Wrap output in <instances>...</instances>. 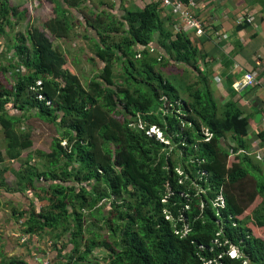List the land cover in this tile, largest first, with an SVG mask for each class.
<instances>
[{
	"label": "trees",
	"instance_id": "16d2710c",
	"mask_svg": "<svg viewBox=\"0 0 264 264\" xmlns=\"http://www.w3.org/2000/svg\"><path fill=\"white\" fill-rule=\"evenodd\" d=\"M48 1L53 18L18 34L0 67L7 156L17 160L32 146L22 119L36 117L57 132L49 152L34 151L17 170L9 169L17 188L0 177V196L31 192L39 203L30 200L21 208L7 202L19 233L30 240L19 236L22 248L34 246L49 264H264V240L252 234L264 233V154L232 157L228 135L234 152L250 150V116L232 99L221 103L214 97L213 58L201 51L199 39L176 32L179 22L164 13L161 1L125 5L121 18L92 9L91 0ZM201 1L194 0L196 18ZM253 2L264 15V0ZM25 15L0 0V34ZM78 26L93 31L82 38L92 48L81 50L95 48L103 65L87 86L48 39L69 42ZM246 27L244 21L236 32ZM175 64L185 73L194 69L196 82L162 70ZM7 104L20 114H8ZM153 127L162 139L151 133ZM203 128L212 138H205ZM256 137L264 150V131ZM4 161L0 151V168ZM0 264L41 263L3 253Z\"/></svg>",
	"mask_w": 264,
	"mask_h": 264
},
{
	"label": "crops",
	"instance_id": "0c3cea01",
	"mask_svg": "<svg viewBox=\"0 0 264 264\" xmlns=\"http://www.w3.org/2000/svg\"><path fill=\"white\" fill-rule=\"evenodd\" d=\"M8 1L11 3L10 1L15 2L16 0H7V2ZM17 1L19 3H16L15 6L10 5V7H15L18 11L24 10L26 12V18L24 21H20L17 26L13 24L16 22V19H14L12 26L10 24V26L5 27L4 33L2 35L0 34V67L6 65V57L7 59L11 57L13 53L11 49H13L12 47L15 44L16 36L18 34H24L26 28L29 27V23L27 22H31L32 20H30L29 14L32 13L34 17L36 15L38 19L39 15H41L40 13L44 11V8L46 9L44 3L48 2L51 4L48 0ZM31 1L34 4V9L30 7L32 4H30ZM117 1L118 0H116V2ZM206 4L208 9L203 10V7ZM102 6H105V4H102ZM245 7L249 8L247 12L248 15L246 14V16L253 17L254 21H252L253 24H248V27H246L245 30L237 33L236 21L244 15L243 10ZM198 9L200 10L199 16L206 20L207 32L205 36L196 39H199L200 41V45L198 46L201 51L204 50L205 54L213 58L211 81L213 80L216 83V90L221 99L220 102L226 103L232 99L241 106L245 115L250 116L248 135L246 137V142L250 145L249 152L243 148H239L234 152L232 149L235 147V143L231 135H228L225 142L230 146L232 157L241 156L243 154L253 156L252 153L255 155L257 147H259L257 146L259 145V141L256 135L258 132L264 131V15L261 14V7L258 4H255L253 0H203L199 4ZM109 14L113 13L109 11ZM46 20H48V18L40 21L39 29L41 28L42 22ZM86 33H89V31L86 30ZM83 37H85V35H83ZM251 37L254 38L250 40ZM192 38L194 37H191V39ZM94 40L96 41L97 38H94ZM53 41H55H51L53 50L58 54H63L61 52L60 44L56 45L54 43H65V41H59L57 39H54ZM83 42L87 44L91 43V41L86 40ZM241 43H245V45L242 49H238V44ZM71 71L75 73V71ZM247 72L258 73V83H256V86L254 87H248L244 90L236 91L234 84L242 80L243 75ZM9 74L10 73H4L6 77H8ZM256 107H259L258 111H255ZM5 109L9 111V114H20L12 108V104H7ZM259 111H261V119L259 123H255L254 117L256 112ZM27 121H29V118L22 119V124L27 123ZM21 126L24 127V125ZM232 157L230 158V162L233 159ZM15 194L3 192V198H5L6 202L15 203L13 200L18 202L20 199L18 196H13ZM12 196L15 198H10ZM14 224V219L10 217L9 222L6 221L4 225H1L5 227V231L1 232L0 230V255L4 253L8 257L14 256L22 259L25 258L26 261H29L30 263L31 258L35 257L37 258V263H40L39 260L45 256L39 255L40 253L36 250H32L31 247L30 250H27L26 247L22 248V245L24 244H20L19 239L17 238L20 235L18 232L15 233L16 230Z\"/></svg>",
	"mask_w": 264,
	"mask_h": 264
},
{
	"label": "rangeland",
	"instance_id": "374dc122",
	"mask_svg": "<svg viewBox=\"0 0 264 264\" xmlns=\"http://www.w3.org/2000/svg\"><path fill=\"white\" fill-rule=\"evenodd\" d=\"M137 1V0H136ZM135 0H123V2L120 1V3L116 0H91L90 1V7H92V9H102L104 8L107 12H112L113 15H115L117 18H121V15L123 14V11L122 9L123 8H127V7H132V6H138V7H143V3L141 1H138L136 2ZM11 3H9V1L7 2L8 6H15L16 3H19L17 0L15 2L13 1H10ZM207 2V1H206ZM32 3V4H31ZM100 3H103L105 4V6H102L100 5ZM31 4V8L34 9V4L33 2L31 1L30 2ZM122 4H124V6L122 7ZM125 5H127V7H125ZM44 6L46 7V9L44 8V11H42V13H40L41 15H39L38 19L35 15V17L33 16L32 13L29 14V17H30V20L31 22H27L29 23V26H32L34 28H38L39 29V26H40V21H42L43 19H46V18H52V16L54 15L53 13V5L52 4H49L48 2L44 3ZM27 17V18H29ZM33 17V18H32ZM26 18V15L23 17V20ZM75 22V26H76V21L74 20ZM77 29V30H76ZM76 33L77 36L73 35V33ZM72 33V36H71V40L69 42H56L54 44L58 45L60 44V47H61V52L66 55L67 57H69V60L67 62V67L70 68L71 70L75 71V73H77L80 77V80L81 82H83V84L85 86H87L91 80L94 78L95 75H99L101 72V69L103 68V65L97 60L96 61V57H95V48L94 49H89V50H81V47H91L93 46V43H84L83 40H82V37L83 35L85 36H89V37H92L91 36V33L92 31L90 30L89 33H86V30H85V26L81 27V26H78L75 28V31ZM122 30H119V34H121ZM80 37H79V35ZM118 34V35H119ZM96 34H94V37H95ZM77 37V38H76ZM49 40H51L52 42H55L53 41L54 39L53 38H48ZM116 41L119 40V36H116L114 38ZM153 57H157L155 54L152 55ZM91 57H93V61L91 59ZM89 58V60H88ZM75 68V69H74ZM198 68L200 70H204L202 69V64L199 63V66ZM161 68L157 69V70H160ZM118 69L115 68V74H117V71ZM165 74H166V71H170L171 74L173 76H176L177 78H183L184 81H186L187 84H190V83H194L196 82V77H195V73L196 71L194 69H190L189 72H186V69L185 67H182L180 65H169L167 68L165 69H162ZM193 73H192V72ZM258 74V73H257ZM215 81H211V89H212V92H213V95L216 99H219V101L221 100L219 98V94L216 90V85H215ZM215 92V93H214ZM8 114H9V111H8ZM259 123V121H258ZM21 125H24V127H22V130L24 132H22L23 134H30V137L32 138V146L30 149H25L21 152V157L17 160H11L8 156H7V153H9L6 148H5V143L3 141V134L1 133L0 131V151L3 152V154L5 155V161L4 163L1 165V168H0V177H3L7 184H9L11 187L13 188H17V180H16V177L9 171V169L11 170H17L27 159V156H29L30 153L33 154L34 151H37V150H41V151H44V152H49L50 150V144H51V141H53V139L57 136V132H56V129L54 126H50V125H47L46 123H44V121L36 118V117H30L29 118V121H27V123H23ZM21 130V131H22ZM256 146V145H255ZM257 146H260V145H257ZM263 154H264V150L262 148H257V152H256V157L257 158H263ZM31 162L33 164H36L37 163V160H36V157L32 158ZM38 164V163H37ZM41 164V162H40ZM5 168H8L5 169ZM13 196H18V198L20 199L18 202H16V200H13L15 203L11 202V205H14V206H20L21 208L24 207V205H29L30 204V200H32L34 202L35 205H39L38 203V200L34 198L33 194L31 192H27L25 193V195L23 194H20V193H17ZM10 197V198H15V197ZM7 211V212H6ZM10 209L7 208V202L5 201V198H3L2 196H0V230L1 232H4V228L3 226L1 225H4V223L7 221L9 222L10 221ZM247 214H250V211H247L246 212ZM7 224V223H6ZM15 226V233H19V231L21 230V228L19 227V225H16L14 224ZM253 236L254 237H257V238H260L262 240H264V233L262 232H259L258 230L256 229H253ZM19 235L22 237H25L27 238L25 235L23 234H20ZM45 242L47 241V239H43ZM67 238L64 239L62 238L61 241H65L66 242ZM27 242H30L29 238H27ZM26 242V243H27ZM61 243H64V242H61ZM19 244V243H18ZM51 243H49L50 245ZM20 245V244H19ZM45 247V244L42 243L40 240H39V249L41 250H45L44 249ZM31 249L32 250H35V247L31 246ZM51 249V248H50ZM49 249V250H50ZM232 256H236L237 255V249H234L231 253ZM44 259V258H42Z\"/></svg>",
	"mask_w": 264,
	"mask_h": 264
},
{
	"label": "built area",
	"instance_id": "2783aa9c",
	"mask_svg": "<svg viewBox=\"0 0 264 264\" xmlns=\"http://www.w3.org/2000/svg\"><path fill=\"white\" fill-rule=\"evenodd\" d=\"M138 1V0H137ZM142 3L144 1H151V0H139ZM153 1H161L162 6L164 8V13L172 14L174 19L177 20L179 23L176 24L175 30L176 32H180L181 30L186 33H191L196 38H201L206 35L207 26L206 23L201 18H196L193 15L192 9L195 6V3L192 0H188L187 3L182 2L181 0H153ZM253 18L250 16H242L237 19V26L240 23L246 21L248 24L252 23ZM257 74L255 72H247L243 75L242 80L236 82L234 84V88L236 90H242L248 87H253L257 83ZM39 98H41L39 96ZM151 132L155 133L159 139H162V133L160 130L153 127ZM207 140L211 137L210 134L206 133ZM218 202H224V198L219 196L217 198ZM19 238V237H17ZM25 238H21V243L25 242ZM232 256V255H231ZM235 257V256H232ZM41 264H49V261L40 260Z\"/></svg>",
	"mask_w": 264,
	"mask_h": 264
},
{
	"label": "clouds",
	"instance_id": "9594fccd",
	"mask_svg": "<svg viewBox=\"0 0 264 264\" xmlns=\"http://www.w3.org/2000/svg\"><path fill=\"white\" fill-rule=\"evenodd\" d=\"M188 1V0H187ZM193 2H194V0H192ZM196 5V4H195ZM246 14L247 13H245L243 16H246ZM248 15V14H247ZM251 17V16H250ZM199 18H201L205 23H206V21H205V19L204 18H202V17H200L199 16ZM253 18V17H252ZM252 21H254V19L252 20ZM250 24H253V22L252 23H250ZM206 26H207V23H206ZM258 75H257V78H256V80H257V83H258ZM256 86V85H255ZM254 87V86H253ZM236 90V89H235ZM242 90H244V89H242ZM236 91H241V90H236ZM40 96V95H39ZM39 96H38V98H39ZM41 98H39V99H42V96H40ZM257 113V112H256ZM261 113V112H260ZM202 131L204 132V135H205V138L207 139L208 137H206L207 135H206V133H208V134H210L211 135V137L210 138H212V134L207 130V129H202ZM151 133H153V132H151ZM155 134V133H154ZM209 138V139H210ZM208 139V140H209ZM232 154V153H231ZM39 262H40V260H39ZM41 263V262H40Z\"/></svg>",
	"mask_w": 264,
	"mask_h": 264
},
{
	"label": "water",
	"instance_id": "95a60500",
	"mask_svg": "<svg viewBox=\"0 0 264 264\" xmlns=\"http://www.w3.org/2000/svg\"><path fill=\"white\" fill-rule=\"evenodd\" d=\"M260 119H261V113L260 112H257L255 114V117H254L255 123H258V121H260Z\"/></svg>",
	"mask_w": 264,
	"mask_h": 264
}]
</instances>
